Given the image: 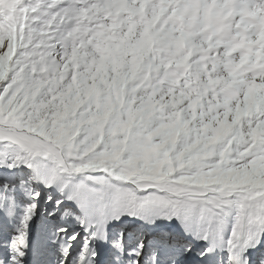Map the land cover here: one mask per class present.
Instances as JSON below:
<instances>
[{
	"label": "snow or ice",
	"instance_id": "snow-or-ice-1",
	"mask_svg": "<svg viewBox=\"0 0 264 264\" xmlns=\"http://www.w3.org/2000/svg\"><path fill=\"white\" fill-rule=\"evenodd\" d=\"M0 264H264V0H0Z\"/></svg>",
	"mask_w": 264,
	"mask_h": 264
}]
</instances>
